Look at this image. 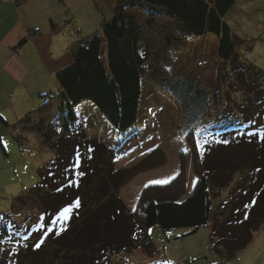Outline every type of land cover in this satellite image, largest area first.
Segmentation results:
<instances>
[{"label":"rangeland","instance_id":"374dc122","mask_svg":"<svg viewBox=\"0 0 264 264\" xmlns=\"http://www.w3.org/2000/svg\"><path fill=\"white\" fill-rule=\"evenodd\" d=\"M223 20L232 29L239 56L264 71V0H236ZM151 40L153 49L164 43L162 36ZM165 51L156 71L154 64L149 66L152 78L149 74L143 77L138 119L129 132L116 129L91 101L75 107L87 139L101 142L100 148L91 150L93 162L97 161L103 173L111 176L123 170L120 178L111 181L106 194L117 196L127 212H134L146 186L165 185L180 177L177 185L185 197L193 190L198 175L204 173L214 204H225L227 210L232 208L259 228L249 245L228 259L213 249L210 225L197 230L182 227L165 231L155 224L149 227L154 254L149 253L152 248L136 247L114 254L110 264H264V176L256 170L264 166V91L258 93L252 83L258 75L249 68L251 81H242L245 77L230 79L225 73L228 64L220 59L219 42L212 34L191 38L184 49L168 47ZM173 77L187 78L212 94L214 100L204 117V129L184 127L182 131V105L160 84L162 79ZM55 121L53 110L47 107L31 115L21 127L22 140L15 138L11 128L0 132V212L10 213L14 198L38 182L39 169L56 159L57 148L61 150L59 176L69 172L80 175L74 164L81 161L85 144L79 147V140L69 136L47 140L49 125L60 123ZM28 132L32 133L27 135ZM194 135L199 157L190 141H194ZM99 181L102 182L94 179L92 183L99 186ZM96 191L97 187L91 189L89 195ZM27 195L22 215L17 212L15 218L20 216L22 222L28 217L37 223L43 202L33 193ZM48 220L52 222V216ZM34 228L29 227L31 238L38 241L39 225ZM20 241H0V264H19V258L24 261L29 246ZM60 249L46 241L44 256L33 258V264H62L56 255Z\"/></svg>","mask_w":264,"mask_h":264},{"label":"trees","instance_id":"16d2710c","mask_svg":"<svg viewBox=\"0 0 264 264\" xmlns=\"http://www.w3.org/2000/svg\"><path fill=\"white\" fill-rule=\"evenodd\" d=\"M235 3L236 0H119L112 20L105 22L100 31L75 43L73 63L56 74L61 92L56 95L60 108L55 122L60 123L49 125L46 138L59 140L69 136L79 140V147L85 144L80 165L74 164L80 175L72 176L69 172L62 178L59 176L61 150L57 148L56 159L39 169L38 182L14 198L10 213L0 212V241L13 242L20 238L21 245L29 246L24 261L18 259L19 264H33V258L44 256L42 249L46 241L61 248L56 255L62 264H110L114 254L136 247L152 248L149 253L154 254L149 227L155 224L165 231L182 227L197 230L210 225L213 249L228 259L249 245L259 225L247 222L232 208L227 210L225 204L215 205L204 173L198 175L193 190L185 197L177 185L180 177L165 185L146 186L136 211L127 212L117 196L106 194L111 181L120 178L123 170L111 176L103 173L105 170L99 168L97 161L93 162V151L100 148L101 142L87 139L75 110L78 104L91 101L116 129L128 130L138 119L142 80L145 75L152 76L150 64H154L156 71L157 65L163 63L161 56L165 55V49H184L191 38L208 34L219 42L218 54L228 64L225 73L230 79L245 77L242 81L247 83L251 81L247 70L254 68L258 78L252 83L262 93L264 71L239 56L232 29L223 20ZM158 36L164 38V43L153 49L151 39ZM169 57L170 54L165 57L167 62ZM160 82L182 105V131L185 132L184 127L204 129V117L208 116L214 100L212 94L187 78L173 77ZM245 95H250L249 91ZM30 119L31 115H26L19 123ZM193 139L190 141L199 157L195 135ZM263 167L256 168L261 177ZM94 179L102 181L99 186L93 185ZM96 187L97 191L89 195ZM28 192L43 202L37 223L28 217L19 222ZM17 212L21 214L16 219ZM34 225H39L38 241L31 238L29 227Z\"/></svg>","mask_w":264,"mask_h":264},{"label":"crops","instance_id":"0c3cea01","mask_svg":"<svg viewBox=\"0 0 264 264\" xmlns=\"http://www.w3.org/2000/svg\"><path fill=\"white\" fill-rule=\"evenodd\" d=\"M118 1L0 0V132L21 138L19 121L47 107L57 117V72L73 63L78 40L113 19Z\"/></svg>","mask_w":264,"mask_h":264}]
</instances>
